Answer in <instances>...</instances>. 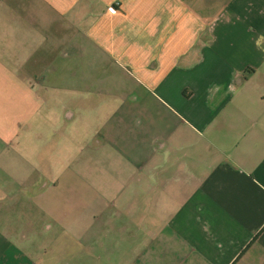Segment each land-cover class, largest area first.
<instances>
[{
	"label": "crops",
	"instance_id": "0c3cea01",
	"mask_svg": "<svg viewBox=\"0 0 264 264\" xmlns=\"http://www.w3.org/2000/svg\"><path fill=\"white\" fill-rule=\"evenodd\" d=\"M0 264H264V0H0Z\"/></svg>",
	"mask_w": 264,
	"mask_h": 264
},
{
	"label": "built area",
	"instance_id": "2783aa9c",
	"mask_svg": "<svg viewBox=\"0 0 264 264\" xmlns=\"http://www.w3.org/2000/svg\"><path fill=\"white\" fill-rule=\"evenodd\" d=\"M111 9H115L114 7H111Z\"/></svg>",
	"mask_w": 264,
	"mask_h": 264
}]
</instances>
